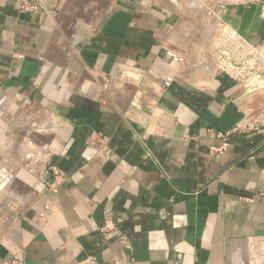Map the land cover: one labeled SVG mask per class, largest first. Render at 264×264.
Masks as SVG:
<instances>
[{"label":"crops","instance_id":"crops-1","mask_svg":"<svg viewBox=\"0 0 264 264\" xmlns=\"http://www.w3.org/2000/svg\"><path fill=\"white\" fill-rule=\"evenodd\" d=\"M263 1L0 0V110L40 151L1 183L0 264H253L264 75L212 50L219 22L259 47Z\"/></svg>","mask_w":264,"mask_h":264},{"label":"built area","instance_id":"built-area-1","mask_svg":"<svg viewBox=\"0 0 264 264\" xmlns=\"http://www.w3.org/2000/svg\"><path fill=\"white\" fill-rule=\"evenodd\" d=\"M31 7L22 1L21 9L30 11ZM259 16L264 22V1L259 2ZM214 36L217 42L212 50L215 70L224 73L235 81H246L258 75H264V38L256 47L244 37L222 23L215 24ZM264 125V109L245 116L242 130L254 131ZM253 264H264V237L258 240Z\"/></svg>","mask_w":264,"mask_h":264},{"label":"rangeland","instance_id":"rangeland-1","mask_svg":"<svg viewBox=\"0 0 264 264\" xmlns=\"http://www.w3.org/2000/svg\"><path fill=\"white\" fill-rule=\"evenodd\" d=\"M200 0H186V10L191 13V16L195 17V21L197 20V8L201 6ZM196 13V14H195ZM219 34L216 32L214 36ZM217 42L215 41L214 45ZM213 45V46H214ZM2 113V114H1ZM8 116H4L3 112L0 110V151L5 149L6 157H2L0 153V186L4 181V178H7L8 174L13 176V173L18 169H22L25 167L29 169L34 164H38V158L40 157L39 145L34 144V132L32 130L26 131V140L23 141L17 135H15L10 129L11 126L8 125ZM30 139V140H27ZM30 142V143H29ZM28 145V146H27ZM20 153L25 156L24 158H20V156H16L17 153ZM5 190L0 189V197H2ZM1 199V198H0Z\"/></svg>","mask_w":264,"mask_h":264},{"label":"bare ground","instance_id":"bare-ground-1","mask_svg":"<svg viewBox=\"0 0 264 264\" xmlns=\"http://www.w3.org/2000/svg\"><path fill=\"white\" fill-rule=\"evenodd\" d=\"M170 4V3H169ZM206 19V18H205ZM208 19V18H207ZM28 140V139H27ZM30 143V142H29ZM28 146V145H27Z\"/></svg>","mask_w":264,"mask_h":264}]
</instances>
